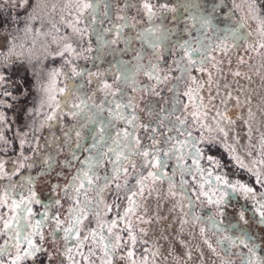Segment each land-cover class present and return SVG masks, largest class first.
<instances>
[{"label":"snow or ice","instance_id":"6c2138e0","mask_svg":"<svg viewBox=\"0 0 264 264\" xmlns=\"http://www.w3.org/2000/svg\"><path fill=\"white\" fill-rule=\"evenodd\" d=\"M4 3L24 10L26 15L23 28H14L13 25L21 23L19 12L10 16L0 14V96L4 98L0 99V108L11 107L5 103L8 97L18 99L13 96L14 91L25 99L34 92L38 103L28 112L41 118L39 127H33L34 133L45 127L51 130L65 117L75 123L61 124L63 136L53 134L43 145L39 137L34 138V143L29 142L25 132L19 141V157L10 166L0 159V182L6 181L0 183V238H3L0 264H44L40 257L46 252L42 243L45 228L49 229V239L63 242L62 249H57L62 258L60 264L65 261L67 264H114L117 253L125 247L130 264H149L147 255L139 261L135 258L132 247L137 237L130 217L140 208L139 198L145 189L154 191L158 183L167 184V196L183 214L181 225H199L203 243L221 257V264H236L233 256L238 257L239 264H264V133L256 147L251 145L249 128L246 163L236 147L227 143L228 132L222 126L235 121L217 110L215 128L206 124L207 113L195 88L188 87L183 93L194 109L189 112V104H183L184 115L179 114L182 110L177 85L168 89L175 94L170 108L162 106L158 112L151 107L142 109L155 117V124L141 122L133 95H161L156 88L172 78L162 75L161 62H166V53H182L172 61L175 71L180 73L175 80L183 82L188 77L196 84L195 76L190 74L193 70L203 72L214 58L213 53L227 54L243 45L253 50L264 49V4L244 0L246 16L255 22L259 36V40L250 42L252 33L245 30L244 17L234 19V10H242L237 0H231L232 7L227 0H176L174 4L167 0L157 3L125 0L116 21L112 20L110 11L113 0H66L61 12L67 11L72 19L65 21L61 15L60 23L78 35L81 42L85 36L95 37V55L88 56L84 53L93 52L91 43L87 49L78 51L67 35H60V28L51 20L49 29L44 30L47 13L42 0H4ZM55 7L52 5L53 10ZM129 7L142 11L149 22L147 27L136 29L129 22L126 15ZM169 14L175 22L171 28L163 23ZM38 20L40 27H35ZM156 20L160 23H155ZM106 22L109 27L103 26ZM125 29H135V35H125ZM14 32H22L30 40V46L17 44L19 36ZM109 35L114 38L109 40ZM49 41L57 45L55 51H49ZM135 41L140 43L136 55L133 60H124L123 55L132 50ZM118 43L125 47H113ZM38 50L44 59L59 57L62 66L47 71L43 67L30 68ZM105 55L112 58L107 61V67L101 68ZM13 56L15 61L11 59ZM81 58L89 61V65L74 63ZM39 62L43 65L42 60ZM172 71L169 67L168 72ZM139 75L147 77L149 83L138 82ZM9 83L12 90L6 88ZM98 94L103 96L99 101ZM197 99L201 103H195ZM252 115L249 110V116ZM189 116L195 126L192 130H189ZM5 122V115L0 112V143L6 145L8 141L2 128ZM120 124L124 127L119 128ZM193 131L199 132V136ZM213 132L223 136L220 147L228 154L231 167L223 162L222 155L207 154L216 146L217 136L211 135ZM26 144L33 155H25ZM53 145L57 152L66 151L65 159L57 161L51 151L41 152L42 147L51 150ZM57 164L61 170L74 169L70 178L63 186L50 183L48 192H38L37 177L50 175ZM37 166L40 171L36 176L21 174V169L27 168L30 172ZM233 169L246 173L249 180L232 178ZM17 176L19 179L14 180ZM61 178L62 172H56L54 179ZM113 187L117 193L127 194V206L121 213L120 205L116 204V215L109 220L106 217L113 205L107 203L106 194ZM62 201L68 202L63 219ZM34 207L41 211H34ZM89 217L94 219L96 227L82 235L84 222ZM121 224L123 228L119 227ZM125 231L127 240L121 234ZM156 255L158 252L154 251L152 256ZM186 255L191 259L190 253ZM52 257V253H47V264H51Z\"/></svg>","mask_w":264,"mask_h":264},{"label":"rangeland","instance_id":"374dc122","mask_svg":"<svg viewBox=\"0 0 264 264\" xmlns=\"http://www.w3.org/2000/svg\"><path fill=\"white\" fill-rule=\"evenodd\" d=\"M120 1L121 0H113V5L110 10L113 21H116L118 16L119 7L121 6ZM156 1L158 0H153V3H156ZM160 1L163 2L164 0ZM42 2L46 5L45 12L47 13L44 21V30L47 31L49 29L50 24H48V21L51 20L60 28V35H67L70 42L79 50L83 42H81V38L73 34L71 29L67 28L65 24L60 23L61 15L64 16L65 21L72 19V16H70L67 11L61 12L66 0H42ZM237 2L241 4L242 10H234L236 16L234 19L239 20L241 17H244V28L246 31L252 33L250 42L259 40V36L255 31V22L246 16L247 5L244 3V0H237ZM0 5H3V8H0V14L2 15H16V13L19 12L21 23L13 25V27L23 28V17L26 13L19 11L18 8L13 9L11 3L5 4L4 0H0ZM5 5L11 9L6 8ZM52 5L56 6L55 10H53ZM228 5L232 7L231 0L228 2ZM133 9L140 12L137 8ZM101 12H103L102 6ZM34 26L40 27V21H36ZM80 27L83 28L84 25L81 24ZM165 27L171 28L172 22L165 25ZM13 34L19 36L17 44L24 43L25 47L30 46V40H26L22 32L19 34L14 32ZM48 46L49 51H55L57 49V45L51 44L50 41ZM17 51H20V49L18 48ZM167 54L168 53L165 54L166 62H161V68L163 70L162 74L169 75L168 69L169 67L173 69V64L167 61ZM212 56L214 58L205 65V70L201 72V74L204 75V79H202L201 85H199L200 88L197 94L198 97L201 98V92L204 90L206 98H209V96L215 95L214 92H217L216 94L220 99L217 100L222 102V104L218 101H215L216 103L213 102L214 104L212 105L215 106V109L210 111L212 112L211 115L204 118L205 123L215 128L214 117H216L217 110L226 113L230 119L235 121L232 125L222 126L225 128V131L228 132L227 143L233 144L237 149V153L242 158H245V162L247 163L248 159L246 153L249 151V128H251V145L253 146L258 147L260 136L264 133V49L253 50L249 48L248 45H243L239 50H230L227 54L213 53ZM37 57H39V60H37ZM150 58L155 62L154 57ZM11 59L15 61L16 57L13 56ZM25 59H27V56H25ZM41 60L43 64L46 63V61H58L59 63H63L59 57L55 60L51 57L44 59L42 52L38 50L33 57L32 65H29V67L31 68L34 66L37 70L43 67L44 71L50 69L41 65L39 62ZM241 60L244 62L241 63ZM77 62H79V60L74 61V63ZM242 71L248 75V78L241 74ZM235 73H239V75H235ZM253 73L256 75L254 76ZM191 85L189 84L188 87ZM211 88H214L213 95L211 94ZM161 93L163 92L161 91ZM32 96H34L32 102L28 104L24 109L25 111L21 113L18 122L20 125H15V129L10 128L7 123V116L13 119L16 115L13 113L8 115L6 109L9 107H6L4 110L0 108V112H3L6 118V122L2 128L5 139L8 141L6 145L0 143V159L5 160L6 166H10L12 161L19 157V141L23 138L25 132L28 133L27 140L29 142L34 143V138L39 137L43 145L45 139L50 138L53 134L56 135L60 130L61 124H63L61 121V124H56L51 130L45 127L34 133L33 127H39L41 118L34 117L28 112L30 108L35 107L38 103L39 98L36 96V93L33 92ZM198 100L199 99H197L195 103H198ZM207 101L211 103L209 99ZM160 103L164 105L163 101ZM199 103H201V101H199ZM203 103L204 102H202V104ZM188 104V111H193L192 102L189 101ZM203 110H207L206 101L203 104ZM249 110H251L253 114L252 117L249 116ZM189 119L192 120L191 116H189ZM245 121H248V124H245ZM21 126L23 129H19ZM205 135L207 136L209 134L205 133ZM211 135L217 136L219 143H223L224 138L222 135L215 132ZM53 148H55V145H53L51 150L42 147L41 152H53ZM252 150L253 154H255V148ZM25 155H33L27 144L25 145ZM13 179L19 178L13 177ZM4 182L6 181L0 183ZM167 189V184L159 183L156 185V190L154 191H150L146 188L142 198H139L140 208L130 217L134 234L137 237V243L132 247L135 258L139 261L140 258L147 255L149 264H152L153 260L155 264H221V257L214 255L203 243L199 234V225H193L191 223L181 225L180 221L183 218V214L179 207L174 208L175 201L167 196ZM122 203L119 209L121 213L127 206V200H123ZM119 227L123 228L124 225L121 224ZM121 234L124 239L127 240V232L125 231ZM0 241V243H3V238H0ZM57 242L58 240L53 243L52 241L48 243L45 239L43 247H45L46 253L53 250L57 251V249H59ZM146 249L147 251H145ZM127 250V247H125L117 253V259L114 261V264H130V261L127 259ZM154 251L158 252V255L155 257L152 256ZM187 253L191 254V259L188 258V255H186ZM201 254H203L202 258ZM121 256L124 258L121 259ZM232 259L236 261V264H239L238 257L233 256ZM55 261L56 260L53 258L51 264L55 263Z\"/></svg>","mask_w":264,"mask_h":264},{"label":"flooded vegetation","instance_id":"af4514ba","mask_svg":"<svg viewBox=\"0 0 264 264\" xmlns=\"http://www.w3.org/2000/svg\"><path fill=\"white\" fill-rule=\"evenodd\" d=\"M229 1L230 0H227V3ZM120 2H121V6L119 7V9L124 7L125 0H121ZM157 2L158 1H156V3ZM159 2H161V1L159 0ZM167 2L170 3V4H174V3H176V0H167ZM258 3H264V0H259ZM228 6H230V5H228ZM5 7L11 9L10 7H8L6 5H5ZM102 9H103V6H102ZM19 11H23L24 12V10H22V9H19ZM120 14L121 13L119 12L118 15H120ZM126 15L129 17V22L135 24L136 29L147 27L148 24H149V22L143 16L142 11L139 12V11L133 9V7H129L127 9ZM234 17H236V16H234ZM154 22L155 23H160L159 20H156ZM170 22H172V27H173L175 22L172 20L171 14L168 15L167 19L164 20L163 23H164V25H167ZM103 26L104 27H109L110 25L106 22ZM124 34L125 35H133L134 36L135 35V29H125ZM113 38H114V35H109L108 36L109 40H111ZM89 43L92 44L93 52H91V53L85 52L84 54L88 55V56L95 55L96 42H95V37L94 36H91V37L85 36L83 38V42L81 43V48L78 51H82L84 49H87ZM113 47L119 48V49H123L125 47V45L123 43H118L117 45H114ZM139 48H140L139 41H135L133 43V45H132V50L129 51L127 54L123 55L122 58L124 60H133V57L136 55V50L139 49ZM179 55H182V53H175V54L168 53L167 54V58H168L167 61L172 63L173 59H175ZM111 58H112L111 56L105 55V57H104L105 63H103L101 65V68L107 67V61L110 60ZM89 63H90L89 61L81 58V59H79V62H77L76 64L80 65V66H88ZM62 64L63 63H59L58 61H56V62H52V61L47 62L46 61V63H44L43 65H44L45 68L46 67L47 68H53V67H61ZM93 71H96V69L93 68ZM241 74L243 76L245 75L244 77L248 78V75L244 71H242ZM253 74H254V76L256 75L255 73H253ZM169 75L172 78L169 79V81L167 83L160 84L156 88V91H159L160 93H161V91L163 92V93H161L160 96H156L154 93L147 94V95L144 94V93H134L133 94V95L136 96L135 97L136 98L135 99V103L138 105V107L135 109V111L139 115L141 122H143V123H150L151 122V123L155 124V117L154 116H149L147 114V112L143 111L142 109H146L148 107H151L155 111L158 112L159 109L162 106L165 107V108H170L175 94L173 92L168 91V89L170 87H172L173 85H177L178 86L179 93H180L179 99L181 101L180 107H181V110H182L181 113H179V114L184 115V113H183V104L188 103L189 101H188V98L183 95V93L187 90L189 84L191 85V81L188 79V77H185L183 82H179V81L175 80V77L180 75V73L175 71V65L174 64H173V71L171 73H169ZM190 75H194L195 78H196V84H192L190 87L195 88L197 90V92H198L199 88H200L199 85H201V81H202V79H204V75L201 74V71H198V70H193V72ZM137 80L141 84H148L149 83L147 77H145L143 75L137 76ZM109 82H111V78L110 77H109ZM152 83H154V81ZM10 86H12L11 83L6 85L7 90L10 88ZM211 89H212L211 94L213 95L214 88H211ZM21 91H22V89H21ZM216 93L217 92H214V94H215V95H213L214 98H213V96H209V98L208 97L206 98V94H205L204 90H203V92H201V96L200 97L202 98V102L205 103V101H206V103H207V110L205 111L207 113V116L211 115L212 112H210V111H213L215 109V106L212 105V104L216 103L215 101H218L220 104H222V102L219 101L220 99L218 98ZM19 95H21L20 92H19ZM32 95L29 96L27 99H24L21 102L19 110H22L23 112L25 111L24 109L26 108V106L28 104H30L32 102V100H33L34 96H32ZM197 96H198V94H197ZM102 98H103L102 94H98L97 97H96L97 101H99ZM208 99L210 100L211 103H209V101H207ZM217 99H219V100H217ZM161 101H163L164 105H162L160 103ZM199 101H201V100L199 99L198 103H199ZM165 102H167V103H165ZM171 119L174 120L175 117H171ZM62 122H63V124H62L63 126H68V125H71V124L75 123L74 120H72V119H70L68 117H65L62 120ZM188 124H189V130H192L195 127V126L192 125V120H190L189 117H188ZM118 127L119 128H123L124 125L120 124V125H118ZM161 131H163V129H161ZM193 134L196 135V136H199V132H197V131H193ZM157 135L159 136V133ZM56 136H58V137H62L63 136L62 131H61V127H60V130L56 133ZM73 139H74V142H75V138H73ZM220 144L221 143H219V139L217 138L216 146L213 147L211 149V151L208 152L207 154L215 155L217 157H220L222 155L223 162L226 165H228L229 167H231V165L229 163V160H228V154L224 152L223 148L220 147ZM52 154L56 157L57 161L63 160L67 156L66 151L57 152L56 151V146H55V148H53ZM225 170H227V169H225ZM39 171H40V167L39 166L33 168L30 172H29V170L27 168H24V169H21V174L24 175V176H27V175L36 176ZM73 171H74V169H72L71 171L67 170V169L61 170V168L59 167V164H57V166L54 168L53 172L50 175L37 177V179H36V190L38 192L43 191V192L46 193V192L49 191V184L50 183H58L61 186H63V184L67 182V179L70 178V176L72 175ZM56 172H62V177L63 178H61L59 180L54 179ZM17 178H19V177L17 176ZM232 178H234V179L235 178H239V179H241L243 181H248L249 180V177H248V175L246 173H244V172H242L240 170H236V169L232 170ZM131 183H134V181H131ZM126 195H127L126 193H122V192L121 193H117L115 191L114 187H113L112 191H110V192H108L106 194L107 203L113 205L112 212L109 213V215H108V217H106V219L110 220L113 216L116 215L117 208H116L115 205L116 204H119V205L123 204L122 201L123 200L125 201ZM57 198H60V197L57 195ZM62 203H63V208L60 209V214H61V218L63 219V216H64V214L66 212L67 207H68V202L62 201ZM119 209H120V207H119ZM34 211L39 212V211H41V209H39L38 207H34ZM205 211H209V210L205 209ZM95 227H96V222L94 221V219L92 217H89V219L84 222L82 235L83 234H87V232H88V230L90 228H95ZM43 231H44V234H45V239L47 241H52L51 239L48 238L49 229L45 228ZM253 231H256V232L259 233L260 229L253 228ZM42 243H44V242H42ZM52 243H53V241H52ZM258 243H259V241H258ZM62 247H63V242L58 240V248L62 249ZM44 249H45V247H44ZM86 250H87V245H86L85 251ZM48 253H52L53 257H54V251H48ZM40 259L44 261V264H47V253L45 252V254L43 256H41ZM61 259L62 258L59 256V253H58V256H57L58 262L56 264H60ZM77 259H79V257H77ZM65 264H67V261H65Z\"/></svg>","mask_w":264,"mask_h":264},{"label":"trees","instance_id":"16d2710c","mask_svg":"<svg viewBox=\"0 0 264 264\" xmlns=\"http://www.w3.org/2000/svg\"><path fill=\"white\" fill-rule=\"evenodd\" d=\"M8 90H12V86H10V88ZM13 96H16L18 97V99H13L12 97H8L6 100H5V103L8 104V105H11V107L7 108L6 109V112L9 114L13 113L15 114V118L13 117V119L10 117V116H7V123L9 124L10 128L11 129H15V125H20L18 124L19 122V118L21 117V113L23 112L22 110H19L20 108V105H21V102L25 99L24 97H22L21 95H19V92H13ZM0 99H4L2 96H0ZM6 107H3L2 110H4ZM17 126V127H18ZM16 127V128H17ZM19 129H23V127H19ZM48 243L50 241H47ZM58 244V242H57ZM53 245V244H52ZM51 248V247H50ZM54 251V259L56 260L55 263H52V264H56L58 262L57 260V256H58V252L53 250ZM52 258V259H53Z\"/></svg>","mask_w":264,"mask_h":264}]
</instances>
